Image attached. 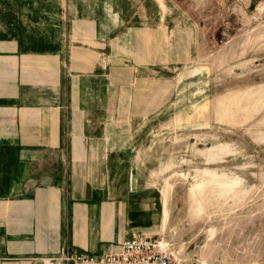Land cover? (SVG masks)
<instances>
[{"label": "crops", "instance_id": "obj_1", "mask_svg": "<svg viewBox=\"0 0 264 264\" xmlns=\"http://www.w3.org/2000/svg\"><path fill=\"white\" fill-rule=\"evenodd\" d=\"M150 1L0 0V264L99 256L138 232L113 181L178 44Z\"/></svg>", "mask_w": 264, "mask_h": 264}, {"label": "rangeland", "instance_id": "obj_2", "mask_svg": "<svg viewBox=\"0 0 264 264\" xmlns=\"http://www.w3.org/2000/svg\"><path fill=\"white\" fill-rule=\"evenodd\" d=\"M165 3L178 44L145 85L114 198L174 264H264V0Z\"/></svg>", "mask_w": 264, "mask_h": 264}, {"label": "built area", "instance_id": "obj_3", "mask_svg": "<svg viewBox=\"0 0 264 264\" xmlns=\"http://www.w3.org/2000/svg\"><path fill=\"white\" fill-rule=\"evenodd\" d=\"M41 264H174V260L163 239L135 232L117 246L105 247L99 256L75 255L61 250L45 257Z\"/></svg>", "mask_w": 264, "mask_h": 264}]
</instances>
